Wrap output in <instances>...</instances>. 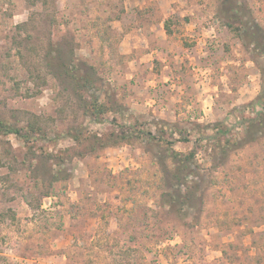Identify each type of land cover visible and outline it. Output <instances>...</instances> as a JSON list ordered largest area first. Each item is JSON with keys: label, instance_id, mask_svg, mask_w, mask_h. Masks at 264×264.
<instances>
[{"label": "rangeland", "instance_id": "1", "mask_svg": "<svg viewBox=\"0 0 264 264\" xmlns=\"http://www.w3.org/2000/svg\"><path fill=\"white\" fill-rule=\"evenodd\" d=\"M224 1L0 0V264H264V0Z\"/></svg>", "mask_w": 264, "mask_h": 264}, {"label": "trees", "instance_id": "2", "mask_svg": "<svg viewBox=\"0 0 264 264\" xmlns=\"http://www.w3.org/2000/svg\"><path fill=\"white\" fill-rule=\"evenodd\" d=\"M229 1H231V3H228ZM228 3V4H227ZM224 13H235V14H232L234 17H236L237 19H239V21H242L239 17V11L236 9L235 5H234V2L233 0H225L224 1ZM228 7V8H227ZM225 15V14H224ZM230 14H228V17H232V16H229ZM236 19V20H237ZM228 25L230 27H232V23L230 24V22L228 23ZM257 28H253L250 29L245 26L244 24V21L240 22V25L238 27H232V28H235L236 30H238L241 34V31L242 30H246L245 32H247V37H249V39L251 40V42L253 43V45H255L256 47L258 48H263L264 47V29L262 27H260L258 24L256 25ZM169 31V30H167ZM261 96L257 98L256 102L260 103L261 101ZM255 119L251 120L250 123L255 124ZM256 127H260V125H256ZM127 131V129L125 128L123 131ZM145 129L143 128L141 131H144ZM136 131V130H134ZM16 134L20 137H31L33 134L30 132V134L26 133V132H22V130L20 128H17V127H13L12 125H9L7 123H4L2 120H0V135L4 134V135H7V134ZM150 133V132H148ZM248 135V137H247ZM246 135V138L248 141H252L254 139H256V137H254V132L253 131H249L248 130V134ZM184 140L183 141H188L189 138H183ZM174 141L176 140H167V144L170 146L169 148H171V146L173 145ZM173 151V150H171ZM173 158L176 160V163H178L176 165V169L175 171L173 172V177H174V181H175V184L177 185H184L185 182L187 181V178H188V173L189 172H185L186 170H189V164H187L188 162L186 161H191L194 157V152H191L189 155L187 154L185 157H184V160L182 159V155L180 152H176V151H173V154H172ZM181 157V158H180Z\"/></svg>", "mask_w": 264, "mask_h": 264}, {"label": "crops", "instance_id": "3", "mask_svg": "<svg viewBox=\"0 0 264 264\" xmlns=\"http://www.w3.org/2000/svg\"><path fill=\"white\" fill-rule=\"evenodd\" d=\"M154 1H155V3L161 2V0H154ZM173 1H175V0H173Z\"/></svg>", "mask_w": 264, "mask_h": 264}]
</instances>
